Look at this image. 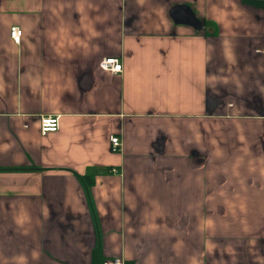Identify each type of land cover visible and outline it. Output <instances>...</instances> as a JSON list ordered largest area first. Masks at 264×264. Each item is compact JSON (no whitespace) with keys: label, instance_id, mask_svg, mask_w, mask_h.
I'll list each match as a JSON object with an SVG mask.
<instances>
[{"label":"crops","instance_id":"crops-1","mask_svg":"<svg viewBox=\"0 0 264 264\" xmlns=\"http://www.w3.org/2000/svg\"><path fill=\"white\" fill-rule=\"evenodd\" d=\"M115 256L264 264V0H0V264Z\"/></svg>","mask_w":264,"mask_h":264},{"label":"built area","instance_id":"built-area-1","mask_svg":"<svg viewBox=\"0 0 264 264\" xmlns=\"http://www.w3.org/2000/svg\"><path fill=\"white\" fill-rule=\"evenodd\" d=\"M11 38L14 42H19L20 29L17 26H13L10 32ZM99 66L104 70H109L111 72H120L122 69V64L117 57H105L99 62ZM40 131L42 134L47 132L56 131L59 126V115L49 114L40 117ZM110 149L111 151L118 150L121 142L120 137L117 134H111L109 136ZM101 264H129L123 257L115 256L110 258H105L102 260Z\"/></svg>","mask_w":264,"mask_h":264}]
</instances>
